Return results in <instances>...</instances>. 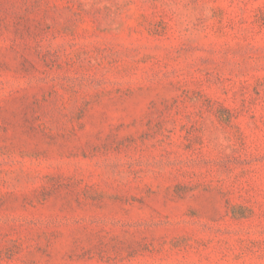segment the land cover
I'll return each instance as SVG.
<instances>
[{
    "label": "rangeland",
    "instance_id": "rangeland-1",
    "mask_svg": "<svg viewBox=\"0 0 264 264\" xmlns=\"http://www.w3.org/2000/svg\"><path fill=\"white\" fill-rule=\"evenodd\" d=\"M0 264H264V0H0Z\"/></svg>",
    "mask_w": 264,
    "mask_h": 264
}]
</instances>
